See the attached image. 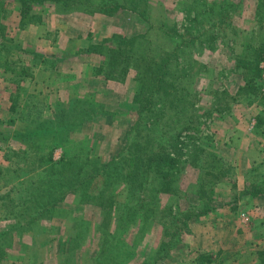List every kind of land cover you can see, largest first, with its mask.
Instances as JSON below:
<instances>
[{
    "label": "rangeland",
    "instance_id": "obj_1",
    "mask_svg": "<svg viewBox=\"0 0 264 264\" xmlns=\"http://www.w3.org/2000/svg\"><path fill=\"white\" fill-rule=\"evenodd\" d=\"M0 264H264V0H0Z\"/></svg>",
    "mask_w": 264,
    "mask_h": 264
},
{
    "label": "trees",
    "instance_id": "obj_2",
    "mask_svg": "<svg viewBox=\"0 0 264 264\" xmlns=\"http://www.w3.org/2000/svg\"><path fill=\"white\" fill-rule=\"evenodd\" d=\"M23 3L27 4V3H45L47 1H54V0H21ZM108 40H104L101 41L98 44L95 45H90L87 49V51H91L94 53H99V54H103V55H107L108 53H105L103 50L108 49V44H107ZM114 55H117V53H120L122 55H124L126 58H128L129 56V52H124L121 51V49H114ZM113 50L109 49V57H115L114 55H111V52ZM140 58L144 59V56H140ZM169 61V55H166L164 57H162L161 62L158 64V67H156L157 71H156V75L151 76L148 73H140L139 76L137 77L136 80H138V82L140 83V87L139 89L134 93V98H135V102L139 103V104H143L144 102H146L150 97H153L156 93H159L163 88H164V83H165V75L167 74L166 69H167V64ZM139 63L135 64V67L140 68ZM137 72L139 73L140 71ZM145 89L148 90L149 92L146 93ZM15 103H13L14 106ZM144 106V105H141ZM87 113V112H85ZM26 119L30 120L28 127L24 133L22 134L21 137H25V144L27 145V143L33 139H37L38 137H41L42 135H47V134H51L53 133V131H60V130H65V129H72L74 128L75 125V120L72 117H67L70 119H66L65 121H56L55 123L53 122V120L50 119V121L48 122L46 119L42 118V119H37L36 118H32V115L29 114H25ZM83 122V121H82ZM49 124V125H48ZM38 125V126H37ZM14 136V135H12ZM140 138H143L142 136H139ZM149 143L146 144V146H148L149 148H151V144L150 142H152V140L148 141ZM143 144V141H142ZM26 145H24L26 147ZM140 147L142 146L141 144L136 145V147ZM152 165H154L152 167V165H149V167H147L148 169H150L151 167V172L154 174L156 179H160V186L165 189L166 185L169 183V181L171 180V176L173 175L174 169L176 168V162L177 160L174 159V157L171 156L170 153L168 152H164V151H158L157 154L154 156L153 159H151ZM150 161V162H151ZM62 163V160L61 162ZM134 164L135 161H134ZM138 165L136 164L133 167V171L136 169ZM97 173H100L97 172ZM135 177V176H134ZM132 180V179H131ZM130 180V183H131ZM139 185H137L139 188H143L141 182L138 183ZM141 185V186H140ZM156 193H159L158 190H154ZM162 192V190L160 191ZM148 212V211H146ZM146 215L142 216V220H145ZM141 220V221H142Z\"/></svg>",
    "mask_w": 264,
    "mask_h": 264
}]
</instances>
